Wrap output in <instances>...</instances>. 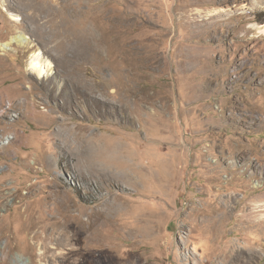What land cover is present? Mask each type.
Masks as SVG:
<instances>
[{
    "label": "rangeland",
    "instance_id": "1",
    "mask_svg": "<svg viewBox=\"0 0 264 264\" xmlns=\"http://www.w3.org/2000/svg\"><path fill=\"white\" fill-rule=\"evenodd\" d=\"M0 43V264H264V0H0Z\"/></svg>",
    "mask_w": 264,
    "mask_h": 264
},
{
    "label": "bare ground",
    "instance_id": "2",
    "mask_svg": "<svg viewBox=\"0 0 264 264\" xmlns=\"http://www.w3.org/2000/svg\"><path fill=\"white\" fill-rule=\"evenodd\" d=\"M14 19L17 20L16 17H14ZM19 19V18H18ZM59 23V22H58ZM58 25V24H57ZM60 34V33H59ZM11 43L12 42H16L17 44H26L27 42H29V38L25 35V34H18V35H15L11 38ZM10 43V44H11ZM1 45L3 43H0ZM5 46V45H4ZM80 52V51H79ZM30 58V61H29V65H30V68L31 70H33V72L37 73V75L39 77H44L46 75V73L48 72V69L51 67V63L48 61V59H46L43 54L41 53V51H35L31 54V56L29 57ZM148 97V96H147ZM124 103H122L121 105V110L124 111L126 109V107L128 106V99L125 98L124 99ZM131 100V99H130ZM127 118V117H126ZM135 118V117H134ZM127 120H132V117L130 116ZM84 133V132H83ZM119 147V146H118ZM117 149L119 150L120 147ZM184 147V145H183ZM125 149V148H124ZM116 150V151H118ZM123 151V150H122ZM118 153V152H116ZM124 153V152H123ZM106 156V155H105ZM108 156V155H107ZM116 159V158H115ZM119 159H121V162H122V168H123V173H113V172H110V171H106L104 173H101L102 176H106V177H109V178H112V177H123L125 179V181L127 182V184H139V180H141V175L139 176V173H137L135 171V166L133 163H130V164H123V160H125L123 158V156L121 155V152L119 153ZM121 164V163H120ZM92 167V166H91ZM96 167V166H95ZM121 168V169H122ZM94 169V167H93ZM98 170V169H97ZM113 170V169H112ZM100 173V172H99ZM140 185V184H139ZM121 187V185H120ZM124 188V186H123ZM125 190V189H124ZM262 205L261 204H258V207H261ZM264 209H259V210H255L254 212H260V211H263ZM253 212V211H252ZM253 212V213H254ZM262 217H264V211L261 213ZM170 264V263H168ZM177 264V263H175Z\"/></svg>",
    "mask_w": 264,
    "mask_h": 264
},
{
    "label": "built area",
    "instance_id": "3",
    "mask_svg": "<svg viewBox=\"0 0 264 264\" xmlns=\"http://www.w3.org/2000/svg\"><path fill=\"white\" fill-rule=\"evenodd\" d=\"M169 263H170V264H175V261H174V260H170Z\"/></svg>",
    "mask_w": 264,
    "mask_h": 264
}]
</instances>
